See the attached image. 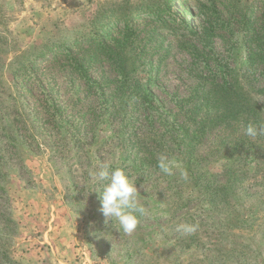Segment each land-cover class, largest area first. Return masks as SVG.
Instances as JSON below:
<instances>
[{
  "label": "rangeland",
  "instance_id": "374dc122",
  "mask_svg": "<svg viewBox=\"0 0 264 264\" xmlns=\"http://www.w3.org/2000/svg\"><path fill=\"white\" fill-rule=\"evenodd\" d=\"M225 99L248 108L207 128L186 171L187 135ZM250 123H264V0H0V264H264ZM99 163L148 211L131 234L87 196Z\"/></svg>",
  "mask_w": 264,
  "mask_h": 264
},
{
  "label": "clouds",
  "instance_id": "9594fccd",
  "mask_svg": "<svg viewBox=\"0 0 264 264\" xmlns=\"http://www.w3.org/2000/svg\"><path fill=\"white\" fill-rule=\"evenodd\" d=\"M245 135L252 138L264 136V123H260L259 126L248 124ZM157 168L166 175H173L175 171H181V177L187 178V174L181 170V163L168 155H158ZM88 176L91 186L87 190V196L92 193L99 194L100 211L107 218L105 223L107 224L108 220H111L113 226L124 234L133 233L140 223V219L148 215V211L140 203V195L123 169L116 167L110 170L108 164L99 163L94 169H89ZM98 185L99 188H97ZM196 229L197 226L192 224H178L175 227V231L181 234H192ZM100 237L98 235L97 238Z\"/></svg>",
  "mask_w": 264,
  "mask_h": 264
},
{
  "label": "trees",
  "instance_id": "16d2710c",
  "mask_svg": "<svg viewBox=\"0 0 264 264\" xmlns=\"http://www.w3.org/2000/svg\"><path fill=\"white\" fill-rule=\"evenodd\" d=\"M232 93H235V92H232V91L227 90V89H224V91H223V94H232ZM236 96L238 98H241L240 93L239 94L237 93ZM243 108H248V107H246L244 100L239 101L237 99H233V100L232 99H225V108H224L225 114L223 117L219 116L217 118H213L209 122L206 120L199 125L198 131H195L194 133H192V135H187V137L189 138L188 147L190 149L187 150V155L189 158H188V164L185 167L186 171H190V169L193 167V165H192V155H193V151H194L193 145L198 143V141L204 137L207 128H209L212 123H215V125H216L218 122L225 121V120H228L230 122L237 121L238 120L237 115L239 114V111H241ZM198 179H202V177H200ZM222 188H224V187L221 186V187H218V189L212 190L211 195L214 196V195L220 194L222 191H229L230 190V187L227 190H222ZM1 255L4 257L6 262H10L7 250H4Z\"/></svg>",
  "mask_w": 264,
  "mask_h": 264
}]
</instances>
